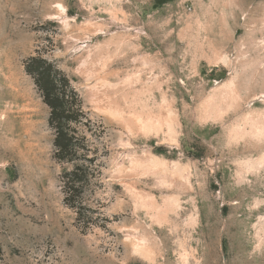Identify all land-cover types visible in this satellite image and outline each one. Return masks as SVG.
Returning a JSON list of instances; mask_svg holds the SVG:
<instances>
[{"label":"rangeland","instance_id":"374dc122","mask_svg":"<svg viewBox=\"0 0 264 264\" xmlns=\"http://www.w3.org/2000/svg\"><path fill=\"white\" fill-rule=\"evenodd\" d=\"M36 56L95 159L79 208ZM0 264H264V0H0Z\"/></svg>","mask_w":264,"mask_h":264},{"label":"trees","instance_id":"16d2710c","mask_svg":"<svg viewBox=\"0 0 264 264\" xmlns=\"http://www.w3.org/2000/svg\"><path fill=\"white\" fill-rule=\"evenodd\" d=\"M27 71L34 80L43 99L50 108L49 123L55 130V156L60 161L72 163V169L62 175L64 200L71 207H80L81 192L88 188L95 175V159L84 150V141L74 137L70 124L78 119L80 108L76 104V93L68 89L64 77L53 70V67L40 56L30 58ZM87 223L89 221H86Z\"/></svg>","mask_w":264,"mask_h":264}]
</instances>
